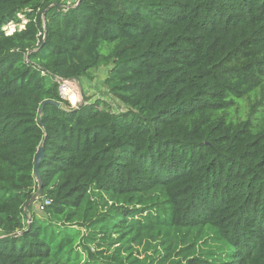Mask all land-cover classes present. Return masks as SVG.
<instances>
[{"label":"trees","instance_id":"16d2710c","mask_svg":"<svg viewBox=\"0 0 264 264\" xmlns=\"http://www.w3.org/2000/svg\"><path fill=\"white\" fill-rule=\"evenodd\" d=\"M0 263L264 264V0H0Z\"/></svg>","mask_w":264,"mask_h":264},{"label":"rangeland","instance_id":"374dc122","mask_svg":"<svg viewBox=\"0 0 264 264\" xmlns=\"http://www.w3.org/2000/svg\"><path fill=\"white\" fill-rule=\"evenodd\" d=\"M22 16V15H21ZM26 22V20L23 21V24L20 25V28H23L24 23ZM8 32H12L15 30V26L14 23L10 24L6 27ZM108 68H100L99 70H97L94 73V78L93 79H87L85 78L84 80L86 81V84L88 83V85L83 88L81 81H75L76 86L73 87L74 93L73 96L68 99L70 101V103L72 104V106L77 107L83 100L85 97H89V98H97V97H105V98H110L112 101V105L114 107L115 110H122L125 109V107L118 101L114 100L113 98H111L109 95L106 96L105 93V89H104V85H103V80L106 77ZM109 100V99H108ZM33 210L36 213H42L41 209H40V198H38L36 200L35 203H33ZM139 248V252H137V254L140 255V257H144V245H139L137 246Z\"/></svg>","mask_w":264,"mask_h":264},{"label":"water","instance_id":"95a60500","mask_svg":"<svg viewBox=\"0 0 264 264\" xmlns=\"http://www.w3.org/2000/svg\"><path fill=\"white\" fill-rule=\"evenodd\" d=\"M81 1L82 0H78V2L75 5H72V6L77 7L81 3ZM47 103H52V104H55V105H57L59 107L62 106V104L60 102H57V101H54V100H45L42 103V105H41V110L43 109L44 105H46ZM45 154L46 153H45V149H44V144H42L38 148V151H37V153L35 155V177H36V179L38 181V190L33 194L31 199L27 202V204L25 206L26 209L31 204L35 203L38 198L46 199V196L43 194V180H42V176H41V173H40L41 162L43 161V159L45 157ZM28 224H29V228H30L31 220L28 221Z\"/></svg>","mask_w":264,"mask_h":264},{"label":"built area","instance_id":"2783aa9c","mask_svg":"<svg viewBox=\"0 0 264 264\" xmlns=\"http://www.w3.org/2000/svg\"><path fill=\"white\" fill-rule=\"evenodd\" d=\"M77 2H78V0H66L67 8L70 7V6H72V5H75ZM10 24H13V23H9L8 25H10ZM8 25H6L4 27V30L6 31L7 34H12L16 30L17 26L14 23L15 30L12 31V32H8L7 29H6V27ZM56 79H57V81L59 83V92H60L61 96L63 98H66V99H70L71 93L74 92L73 86H71L70 83H68L67 81L63 80L60 77H57ZM50 203H51V200L44 199L43 202H40V209L41 210H44L45 209V206L48 205V204H50Z\"/></svg>","mask_w":264,"mask_h":264},{"label":"bare ground","instance_id":"6f19581e","mask_svg":"<svg viewBox=\"0 0 264 264\" xmlns=\"http://www.w3.org/2000/svg\"><path fill=\"white\" fill-rule=\"evenodd\" d=\"M73 93H74V92L71 93L70 98L73 96Z\"/></svg>","mask_w":264,"mask_h":264}]
</instances>
